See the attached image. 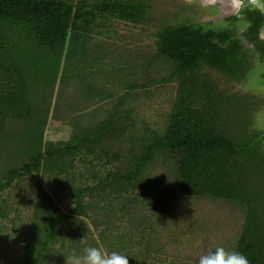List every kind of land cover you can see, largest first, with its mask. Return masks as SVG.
<instances>
[{"label":"trees","instance_id":"obj_1","mask_svg":"<svg viewBox=\"0 0 264 264\" xmlns=\"http://www.w3.org/2000/svg\"><path fill=\"white\" fill-rule=\"evenodd\" d=\"M152 5L151 0H0V219L14 211V187L33 173L63 176L70 196L66 214L38 187L32 234L22 253L29 256L25 264L42 260L54 242L66 248L64 221L72 226L77 220L86 232L78 216L89 217L98 230L88 232L89 248L128 256L129 264H198V256H179L176 250L170 252L179 262H166L167 249L177 242L146 222L147 216L158 217L170 196L238 205L240 232L223 248L242 253L248 264H264V134L250 130V110L264 97L220 89L200 69L205 65L245 76L251 52L264 59L259 37L264 17L247 7L227 16L231 26L164 25L155 33L151 54L116 56L123 36L117 24L145 23ZM239 21L245 27L238 34L233 24ZM258 77L264 80V68ZM172 82L176 86L165 120L137 130L128 101ZM83 96L110 103L91 124L79 119ZM49 117L72 121L67 140L44 139ZM90 155L108 168L91 173L93 182L79 183L72 172L75 162ZM152 166L162 167L163 176H150ZM114 195L135 199L139 207L121 206L127 218L109 220L105 211L111 204L105 200ZM76 234L83 246V233ZM22 254L17 259L10 254L7 261L22 264Z\"/></svg>","mask_w":264,"mask_h":264},{"label":"rangeland","instance_id":"obj_2","mask_svg":"<svg viewBox=\"0 0 264 264\" xmlns=\"http://www.w3.org/2000/svg\"><path fill=\"white\" fill-rule=\"evenodd\" d=\"M151 1L153 5L150 18L145 23L119 22L117 24L118 34L123 36L121 38L122 41L116 42L118 44L115 52L116 56L125 55L133 58L136 54L144 56L151 54L155 49L157 40L155 33L161 26L176 23L197 24L204 22H209L210 25L212 24L211 26L215 27L231 26L230 21L226 18L238 12L237 8H231L229 3L224 2V0ZM258 1L249 0L252 6H256ZM233 25L238 34L245 27V23L241 21ZM260 36L264 39V27L260 30ZM242 39L245 49L251 51L253 46L244 37ZM247 64H250V68L242 78L224 74L205 65H201L200 69L201 74L212 80L220 89L228 92L246 93L249 97L255 95L260 100L264 97V80L259 82L258 76L259 72L264 68V59L260 61L257 55H252L251 52L248 56ZM95 79L97 80L96 76ZM111 86L113 85L111 84ZM175 86L176 82L157 85L151 89V93L147 97L140 96L139 99L135 98L128 101L134 109L131 115L134 118L137 130L145 131L146 128L157 127L162 120H165L166 114L170 109ZM83 101L84 104L80 113L81 118H79L82 124H91L94 119L102 118L105 115V109L110 105L109 101H99L98 97L89 98V96H83ZM250 112L251 132L260 131L264 134V102L258 101L255 103ZM67 121L49 117L44 130V139L50 141L67 140L73 129L70 123L72 121ZM107 168L108 166L105 167L101 159L95 155H90L86 156L83 162L76 161L72 172L76 179L75 181L91 183L93 182L91 173H104ZM164 171L162 167L152 166L150 168V176L155 178L163 176ZM39 186L46 190L51 201L62 212L68 214L70 196L63 176L56 178L50 175L44 176L39 173H33L26 177L19 186L14 187V191L10 196V204L15 207L14 211L9 214L8 218L0 219V256L2 257H0V264H10L11 261H7L6 258L10 254H14L17 259V254L21 255L25 250L24 246L26 247V244L30 241L33 228L35 193ZM105 201H109L111 204V208H108L105 214H109V220L114 222H119V220L113 217H122L123 220L127 218V212L125 209L122 211L121 206L139 207L136 200L129 197L120 199L114 195ZM99 202H102V200L100 199ZM88 215H91V213L88 212ZM100 215L98 214V217L105 221L106 219L101 218ZM76 218L85 222L86 232H83V227L75 224L77 220L74 221L75 223L72 226H69V223L64 221L63 231L65 235H68L65 240L66 248L60 247L59 242H54L48 246L46 251L42 252L43 259L35 264H74V259L76 258L79 259L80 264H87V249H89L87 234L90 232V234L96 235L98 230L94 227L89 217L78 216ZM242 219L241 208L222 199L170 196L165 203V208L162 209L158 217L148 219L147 216L146 222L151 221L164 233L174 236L172 238L177 243H173L171 248L167 249L168 253L165 258L167 259L166 262H179L176 259L178 255H189L196 258L198 256L200 258L209 251H215L217 247L229 246L240 232ZM13 225L20 227V232L12 229ZM99 229H102V226ZM137 232L138 235H136L135 240H139V231H136L135 234ZM76 233H83V246H78L79 239ZM9 247L20 249V251L16 250L13 252L11 249L8 251ZM185 249H188L187 253H185ZM131 250L135 254L138 252L136 246H132ZM174 250H176L177 256L170 252H174ZM25 253L21 256L22 264H25L29 259L28 254ZM18 263L20 264V262Z\"/></svg>","mask_w":264,"mask_h":264},{"label":"clouds","instance_id":"obj_3","mask_svg":"<svg viewBox=\"0 0 264 264\" xmlns=\"http://www.w3.org/2000/svg\"><path fill=\"white\" fill-rule=\"evenodd\" d=\"M87 264H129L128 256L112 252L110 255L101 252L98 248L87 249ZM74 264H80L78 258ZM198 264H248L247 258L240 252H228L223 247L209 251L199 258Z\"/></svg>","mask_w":264,"mask_h":264},{"label":"flooded vegetation","instance_id":"obj_4","mask_svg":"<svg viewBox=\"0 0 264 264\" xmlns=\"http://www.w3.org/2000/svg\"><path fill=\"white\" fill-rule=\"evenodd\" d=\"M237 1V6L235 7V8H237L238 10V12L242 9V8H247V7H253V8H257V9H259L260 11H261V16L262 17H264V0H259L258 2H257V5L255 6H252L251 4V2H249V0H236ZM240 3V4H239ZM238 12H236V14L238 13ZM264 27V23L261 25V27H260V29H259V37L260 38H262L261 36H260V30H262V28Z\"/></svg>","mask_w":264,"mask_h":264},{"label":"bare ground","instance_id":"obj_5","mask_svg":"<svg viewBox=\"0 0 264 264\" xmlns=\"http://www.w3.org/2000/svg\"><path fill=\"white\" fill-rule=\"evenodd\" d=\"M203 1H210V0H203ZM224 2H228L230 7L234 9V7L237 6V1L236 0H224Z\"/></svg>","mask_w":264,"mask_h":264}]
</instances>
